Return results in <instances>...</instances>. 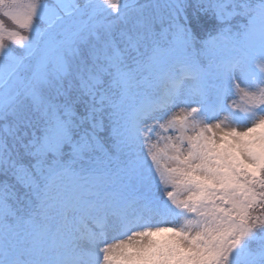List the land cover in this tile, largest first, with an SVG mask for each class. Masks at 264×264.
<instances>
[{"label": "snow or ice", "instance_id": "snow-or-ice-1", "mask_svg": "<svg viewBox=\"0 0 264 264\" xmlns=\"http://www.w3.org/2000/svg\"><path fill=\"white\" fill-rule=\"evenodd\" d=\"M0 264H264V0H0Z\"/></svg>", "mask_w": 264, "mask_h": 264}, {"label": "rangeland", "instance_id": "rangeland-1", "mask_svg": "<svg viewBox=\"0 0 264 264\" xmlns=\"http://www.w3.org/2000/svg\"><path fill=\"white\" fill-rule=\"evenodd\" d=\"M229 103L231 104L232 103V100H229Z\"/></svg>", "mask_w": 264, "mask_h": 264}]
</instances>
